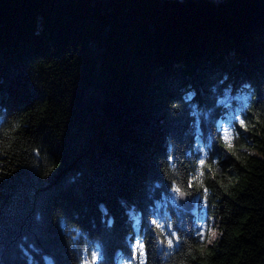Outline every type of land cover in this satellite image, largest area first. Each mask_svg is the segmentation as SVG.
<instances>
[{
    "label": "trees",
    "instance_id": "16d2710c",
    "mask_svg": "<svg viewBox=\"0 0 264 264\" xmlns=\"http://www.w3.org/2000/svg\"><path fill=\"white\" fill-rule=\"evenodd\" d=\"M93 253L264 264V0H0V264Z\"/></svg>",
    "mask_w": 264,
    "mask_h": 264
},
{
    "label": "rangeland",
    "instance_id": "374dc122",
    "mask_svg": "<svg viewBox=\"0 0 264 264\" xmlns=\"http://www.w3.org/2000/svg\"><path fill=\"white\" fill-rule=\"evenodd\" d=\"M206 219H207V216L205 214L201 216V220H202L201 231L202 233H204L205 231L207 232V242L209 244L216 240L217 232L215 228H212L213 219L210 220L209 226H207ZM98 258H99L98 253H93V256L91 258L85 257L82 264H94V262H96Z\"/></svg>",
    "mask_w": 264,
    "mask_h": 264
},
{
    "label": "snow or ice",
    "instance_id": "6c2138e0",
    "mask_svg": "<svg viewBox=\"0 0 264 264\" xmlns=\"http://www.w3.org/2000/svg\"><path fill=\"white\" fill-rule=\"evenodd\" d=\"M239 124L241 127H244V121L243 120H239ZM221 139L224 141V143L229 147L232 148L233 146V140L235 139V133L230 134L229 130H224L223 132L220 133ZM207 163V161L201 159L198 161L199 167L201 169L204 168L205 164ZM209 171H211V169L209 168ZM204 173L201 171L200 175L202 176ZM175 191L179 192L180 189H175ZM201 235H204V233H201ZM169 244H171V241H169Z\"/></svg>",
    "mask_w": 264,
    "mask_h": 264
},
{
    "label": "water",
    "instance_id": "95a60500",
    "mask_svg": "<svg viewBox=\"0 0 264 264\" xmlns=\"http://www.w3.org/2000/svg\"><path fill=\"white\" fill-rule=\"evenodd\" d=\"M179 203L182 207H184L187 210H190L192 208V201L188 195H186L184 192H180L179 194Z\"/></svg>",
    "mask_w": 264,
    "mask_h": 264
},
{
    "label": "clouds",
    "instance_id": "9594fccd",
    "mask_svg": "<svg viewBox=\"0 0 264 264\" xmlns=\"http://www.w3.org/2000/svg\"><path fill=\"white\" fill-rule=\"evenodd\" d=\"M41 33H40V31L38 30V31H36V33H35V35H37V36H39Z\"/></svg>",
    "mask_w": 264,
    "mask_h": 264
}]
</instances>
